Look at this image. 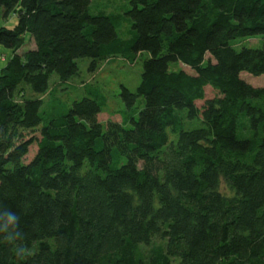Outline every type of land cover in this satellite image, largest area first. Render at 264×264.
Here are the masks:
<instances>
[{
  "label": "trees",
  "instance_id": "obj_1",
  "mask_svg": "<svg viewBox=\"0 0 264 264\" xmlns=\"http://www.w3.org/2000/svg\"><path fill=\"white\" fill-rule=\"evenodd\" d=\"M124 1L107 14L93 0H0V57L12 53L0 60V264H264V88L242 79L264 76V44L236 43L264 38V0ZM28 35L35 50L21 55ZM146 54L136 92L120 95L142 105L132 129H104L110 99L95 83L67 112L44 110L80 60L96 73Z\"/></svg>",
  "mask_w": 264,
  "mask_h": 264
},
{
  "label": "rangeland",
  "instance_id": "obj_2",
  "mask_svg": "<svg viewBox=\"0 0 264 264\" xmlns=\"http://www.w3.org/2000/svg\"><path fill=\"white\" fill-rule=\"evenodd\" d=\"M93 10L94 11H103L107 14L111 13H120L126 12L130 9L129 3L124 0H93ZM13 20H17L16 16L12 17L7 23L2 22L1 25L5 26L8 23L12 22ZM130 24L125 23L121 30H118L121 38H128L129 37V30ZM27 42L24 48L19 52L21 55H24L25 52L35 50L34 43L31 37L28 35ZM235 43V42H234ZM238 47L247 48H261L264 44V38L261 36H257L255 38H246L244 40L236 41ZM11 52H2L0 60L6 62L8 58L11 56ZM148 54H146L143 58L135 63V66H131L126 62H123L121 59H115L113 62L103 64L101 69L96 73L89 72V65L90 60L84 59L80 60L79 68L81 70L80 77L76 78L75 80L71 81L68 84L62 85L58 89L57 96L54 95L48 96L45 98L48 99L47 105L44 110L48 114L57 115L60 111L67 112L68 108L76 101L82 100L85 97L86 91L83 88V83H95L98 84L100 89L104 91L106 96L108 97L109 104L106 108H104V113L100 116V122L103 124L104 129L108 124V120L124 122L125 120L130 118H134L135 120L138 119L140 108L142 107L141 104L137 105V108L130 110L126 107L124 100L120 97L122 92V87H126L130 89L132 92H136L138 86L142 80V72H143V62L148 58ZM1 62V64H3ZM188 73L190 71L188 69H184ZM242 79L245 82H248L253 87L257 88H264V76L261 77H253L247 73L242 75ZM59 83L57 76H53L51 78V87H55L56 84ZM206 100L213 99L214 97L218 96V94L212 90L211 88L206 89ZM205 101L197 102L196 106L199 109L203 108ZM128 122V121H127ZM126 129H132L133 125L131 122L126 124ZM201 125L198 121L193 122H186L185 128L187 130H193L195 128H200ZM38 151V147L36 145H32L29 156L27 159V163L33 160L35 154Z\"/></svg>",
  "mask_w": 264,
  "mask_h": 264
},
{
  "label": "crops",
  "instance_id": "obj_3",
  "mask_svg": "<svg viewBox=\"0 0 264 264\" xmlns=\"http://www.w3.org/2000/svg\"><path fill=\"white\" fill-rule=\"evenodd\" d=\"M17 22H18V20H13L12 22H10L7 25H5V27H7L8 29L12 30L17 25Z\"/></svg>",
  "mask_w": 264,
  "mask_h": 264
}]
</instances>
